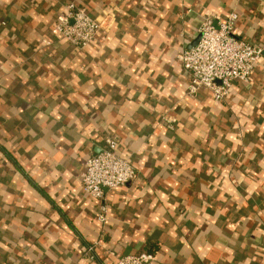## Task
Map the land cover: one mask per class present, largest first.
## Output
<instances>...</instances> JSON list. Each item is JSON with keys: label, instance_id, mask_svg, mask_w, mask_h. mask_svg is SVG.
Returning <instances> with one entry per match:
<instances>
[{"label": "crops", "instance_id": "1", "mask_svg": "<svg viewBox=\"0 0 264 264\" xmlns=\"http://www.w3.org/2000/svg\"><path fill=\"white\" fill-rule=\"evenodd\" d=\"M70 2L103 21L85 48L53 33ZM231 13L264 47V0H0V264H264V53L221 102L176 58ZM107 136L137 177L101 223Z\"/></svg>", "mask_w": 264, "mask_h": 264}, {"label": "built area", "instance_id": "2", "mask_svg": "<svg viewBox=\"0 0 264 264\" xmlns=\"http://www.w3.org/2000/svg\"><path fill=\"white\" fill-rule=\"evenodd\" d=\"M66 10L58 17L53 33L74 46L85 48L101 31L103 21L73 2L67 4ZM237 19V13H231L218 26L204 22L199 42L177 52L178 62L190 77L187 89L190 96L206 88L215 101L221 102L229 96L235 81L250 80L264 47L235 34ZM118 145L117 137L107 136L100 151L86 160L81 173L83 190L100 202L101 223H106L109 217L105 189L125 186L137 177L131 161L119 154ZM87 252L92 253L93 247L89 246ZM155 261V253L139 251L118 255L116 264H155Z\"/></svg>", "mask_w": 264, "mask_h": 264}, {"label": "water", "instance_id": "3", "mask_svg": "<svg viewBox=\"0 0 264 264\" xmlns=\"http://www.w3.org/2000/svg\"><path fill=\"white\" fill-rule=\"evenodd\" d=\"M200 38H201V33H200V34L197 36V38L193 41V43L191 44L190 47L196 45V44L199 42Z\"/></svg>", "mask_w": 264, "mask_h": 264}]
</instances>
